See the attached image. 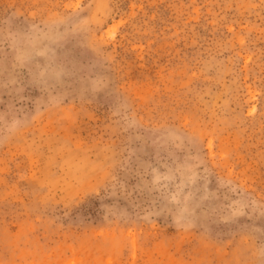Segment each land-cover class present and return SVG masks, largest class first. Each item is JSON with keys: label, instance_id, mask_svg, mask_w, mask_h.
<instances>
[{"label": "rangeland", "instance_id": "obj_1", "mask_svg": "<svg viewBox=\"0 0 264 264\" xmlns=\"http://www.w3.org/2000/svg\"><path fill=\"white\" fill-rule=\"evenodd\" d=\"M0 264H264V0H0Z\"/></svg>", "mask_w": 264, "mask_h": 264}]
</instances>
